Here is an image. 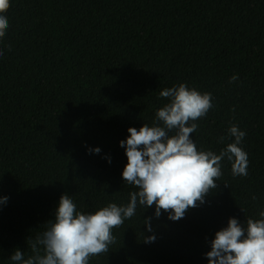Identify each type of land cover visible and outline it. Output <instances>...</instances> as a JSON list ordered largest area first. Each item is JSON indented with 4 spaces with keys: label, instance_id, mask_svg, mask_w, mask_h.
I'll return each mask as SVG.
<instances>
[{
    "label": "trees",
    "instance_id": "trees-1",
    "mask_svg": "<svg viewBox=\"0 0 264 264\" xmlns=\"http://www.w3.org/2000/svg\"><path fill=\"white\" fill-rule=\"evenodd\" d=\"M9 3L0 38V197H8L0 205V264H12L17 249L32 255L28 239L54 220L63 194L85 214L127 204L137 189L122 179L120 141L130 127L152 126L167 102L159 92L181 83L213 97L191 134L197 149L219 154L237 125L246 132L248 175L233 177L225 158L217 188L179 221L138 205L112 230L109 252L89 264H208L210 242L229 218L260 219L264 0ZM95 148L99 154L89 152ZM149 217L152 232L143 223Z\"/></svg>",
    "mask_w": 264,
    "mask_h": 264
},
{
    "label": "clouds",
    "instance_id": "clouds-1",
    "mask_svg": "<svg viewBox=\"0 0 264 264\" xmlns=\"http://www.w3.org/2000/svg\"><path fill=\"white\" fill-rule=\"evenodd\" d=\"M9 6V0H0V38L9 28L5 15ZM237 80L238 76L233 75L229 82ZM159 96L167 102L157 109L152 126L144 123L139 130L130 127L127 139L120 141L128 161L122 179L137 189L129 193V202L124 206L109 203L85 214L77 210L72 197L61 195L54 220L27 241L32 255L25 258L19 249L14 250L9 258L12 264H89L90 257L109 252V246L116 242L112 230L132 218L138 205L155 206V218L163 210L169 220L179 221L217 188L215 181L223 175L221 162L225 158L231 163L233 177L248 175V154L240 147L246 132L237 125L228 129L234 142L219 154L198 150L191 138L199 127L196 121L205 118L213 107L211 93H201L181 83L165 88ZM224 139L221 137L220 142ZM100 151L89 149L95 154ZM7 200L8 197H0V205ZM258 215L260 219L248 218L244 225L229 218L227 227L217 231L210 242L208 264H264V211ZM151 220L149 217L143 221L149 232L153 231ZM155 239L154 235L149 236L144 242Z\"/></svg>",
    "mask_w": 264,
    "mask_h": 264
}]
</instances>
